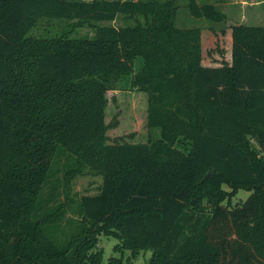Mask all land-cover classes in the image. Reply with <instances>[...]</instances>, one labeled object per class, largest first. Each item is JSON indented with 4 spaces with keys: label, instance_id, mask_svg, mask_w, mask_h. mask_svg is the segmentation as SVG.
<instances>
[{
    "label": "trees",
    "instance_id": "1",
    "mask_svg": "<svg viewBox=\"0 0 264 264\" xmlns=\"http://www.w3.org/2000/svg\"><path fill=\"white\" fill-rule=\"evenodd\" d=\"M186 7L211 26L228 19L213 3ZM177 8L0 0V264H134L145 250L146 264H264V26H228L230 61L206 65L199 26H177ZM43 17L93 34L26 36ZM120 17L134 24H110ZM119 84L146 94L145 141L109 142ZM60 156L65 175L101 177L78 197L81 226L64 246L47 229L63 209L48 184ZM238 190L250 194L232 205ZM102 234L118 241L106 261Z\"/></svg>",
    "mask_w": 264,
    "mask_h": 264
},
{
    "label": "rangeland",
    "instance_id": "2",
    "mask_svg": "<svg viewBox=\"0 0 264 264\" xmlns=\"http://www.w3.org/2000/svg\"><path fill=\"white\" fill-rule=\"evenodd\" d=\"M219 1V2H218ZM197 0L198 3L208 2L216 3L220 10H225L228 19L224 23L212 24L206 20H200L192 17L186 7L187 0H176L178 4L176 13V25L179 27H195L200 28V43H201V61L203 64L216 65L221 60L230 61L231 47V30L226 29L228 26L238 24L242 15V9L245 8L241 4V0ZM224 1L225 3H223ZM223 4H225L223 7ZM264 6V5H263ZM246 10V9H245ZM135 20L124 19L120 17L115 21L110 22L114 26L134 24ZM263 26L264 17L258 21ZM74 21H64L57 19L40 18L36 24L31 27L26 36L34 37H52L61 33H66L70 38H79L92 36V28L87 25L78 26ZM248 24L253 25L249 22ZM225 28V29H224ZM215 29V30H212ZM222 29L224 32H222ZM117 90L107 92V107L105 114V122L109 123L114 119L117 120V126L114 129H109L107 135L109 142L114 141L117 137H123L127 141H145L147 139L146 129V94L144 92L134 91L133 89L119 84ZM153 134L157 136L158 131L154 130ZM132 135V137H127ZM252 146L258 150L257 143L251 140ZM66 158L60 156L56 158L53 165L52 174L49 177L48 184H53L52 193L58 195V203L63 204V209L60 214H57L50 219L47 224V229L52 234L54 240L61 246L66 245L71 236L74 235L81 226L79 223V212L77 210L78 197L84 194H95L99 190L101 177L96 172L91 171L87 167L79 166L78 169L71 175H65ZM65 182V189H64ZM46 188L47 193H51L50 187ZM67 194V196H66ZM250 192L238 190L237 194L232 198L231 204L243 202ZM57 195H55L56 197ZM196 199H194L195 201ZM55 200L49 204L53 207ZM225 204V203H224ZM49 227V228H48ZM118 244L116 238L106 235L98 237L97 247L103 251V260L112 255H117L114 252V246ZM150 250L140 251L132 261L134 264H146L151 256ZM129 254L128 252L125 253ZM118 256V255H117Z\"/></svg>",
    "mask_w": 264,
    "mask_h": 264
},
{
    "label": "crops",
    "instance_id": "3",
    "mask_svg": "<svg viewBox=\"0 0 264 264\" xmlns=\"http://www.w3.org/2000/svg\"><path fill=\"white\" fill-rule=\"evenodd\" d=\"M222 2H226L227 4V0H225V2ZM240 2L241 4L243 3L245 5V8L242 9V15L239 19L238 17H235L236 20L245 21L247 23L251 22L253 23V25H259L260 23L258 21L264 17V0H241ZM213 4L217 5L216 3ZM224 5L225 4H223V7H225ZM222 11L226 13L225 10L222 9Z\"/></svg>",
    "mask_w": 264,
    "mask_h": 264
},
{
    "label": "water",
    "instance_id": "4",
    "mask_svg": "<svg viewBox=\"0 0 264 264\" xmlns=\"http://www.w3.org/2000/svg\"><path fill=\"white\" fill-rule=\"evenodd\" d=\"M261 147H262V149H264V145L263 144H261ZM213 173H214V170H210L204 176L206 177L208 175H212Z\"/></svg>",
    "mask_w": 264,
    "mask_h": 264
}]
</instances>
